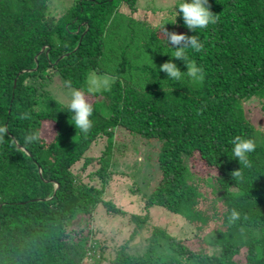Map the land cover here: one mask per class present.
Masks as SVG:
<instances>
[{
	"label": "trees",
	"instance_id": "obj_1",
	"mask_svg": "<svg viewBox=\"0 0 264 264\" xmlns=\"http://www.w3.org/2000/svg\"><path fill=\"white\" fill-rule=\"evenodd\" d=\"M64 1L0 0V125L7 129L0 137V264H82L87 257L97 264H264V131L244 103L257 100L264 119V0H208L217 21L197 31L202 49L188 52L203 79L177 83L158 71L170 59L162 53L165 30L195 35L180 15L161 29L177 0L155 26L132 15L138 0ZM137 31L147 42L137 43ZM92 71L114 80L89 91ZM56 72L93 106L86 133L48 88ZM46 122L55 126L50 137ZM121 130L130 136L115 144ZM32 132L38 138L26 141ZM237 135L256 144L247 166L230 158ZM101 138L102 152L90 153ZM129 138L158 141L155 183L144 193L145 214L131 215L129 237L103 240L98 251L82 222L98 206L124 212L104 196L116 151ZM195 157L208 165L206 175L191 168ZM151 206L179 214L191 229L181 235L152 222ZM76 220L82 225L71 227ZM189 237L201 248H190Z\"/></svg>",
	"mask_w": 264,
	"mask_h": 264
},
{
	"label": "rangeland",
	"instance_id": "obj_2",
	"mask_svg": "<svg viewBox=\"0 0 264 264\" xmlns=\"http://www.w3.org/2000/svg\"><path fill=\"white\" fill-rule=\"evenodd\" d=\"M70 1V0H69ZM69 1H64L63 7H66ZM176 0H138V8L132 12V15L137 20L143 19L148 21L155 26L161 23L163 17L167 15L166 8L173 6ZM121 10L129 12L127 4H122ZM155 10V11H154ZM140 27L137 28V30ZM139 31H137V34ZM139 40L137 43L147 42L148 37L145 32L138 34ZM96 76L97 78L107 77L109 84L113 82V75L107 72L92 71L89 73L90 76ZM87 78V81L89 79ZM48 82V88L59 100L66 102L67 93L70 90L69 86L65 85V81L60 73L56 72L52 79ZM100 87L99 89H102ZM93 89V90H99ZM245 111L250 116L253 122L264 131V119L261 109V105L255 99H249L244 102ZM43 135L46 137L52 136L55 126L53 123L43 124ZM130 136L129 133L124 131L117 132L114 137L115 144H120L122 141L127 140ZM130 139V138H129ZM138 139V138H137ZM105 138L99 139L98 143L90 151L92 154H100L104 149ZM130 144H126L127 147L123 148L122 151H116L114 162L111 168L116 170L115 180L107 186L105 193V199H113V202L121 207L123 213H108L105 208L98 206L94 212V216L90 222H82L87 230L90 229V233L93 234L94 244L99 251L100 244L105 240L108 244L120 243L129 237L132 228L135 223L131 218L132 214H145L146 209V197L144 193H149L155 183L157 175V163L155 157L158 152V141L156 139L150 140H139L135 141L134 138L130 139ZM134 143V144H133ZM151 154L150 162L144 163V155ZM189 163L191 168L201 175L208 173V165L199 157L190 159ZM97 164L91 166V169H95ZM100 182V180H99ZM148 217L152 222H159L162 226L166 225L171 232L178 231L181 235H184L187 229H191L187 223L183 222L179 214L172 213L170 210L160 208V206H151L148 211ZM179 215V216H178ZM178 216V217H177ZM180 217V218H179ZM183 218V217H182ZM80 220H76L71 223V227L79 228ZM183 237V236H180ZM186 244L194 250L201 248L198 242L194 239L187 238ZM82 264H97L92 257H87L83 260ZM102 264V263H100Z\"/></svg>",
	"mask_w": 264,
	"mask_h": 264
},
{
	"label": "clouds",
	"instance_id": "obj_3",
	"mask_svg": "<svg viewBox=\"0 0 264 264\" xmlns=\"http://www.w3.org/2000/svg\"><path fill=\"white\" fill-rule=\"evenodd\" d=\"M177 15H180L184 25L195 32V35H186L183 32L177 33L175 31H164V43L168 45V49L162 53L169 55L170 59L161 63L158 66L159 72L166 74V80L171 82H181L186 76L192 81H201L203 79V71L200 67L192 65L188 62V52H199L203 44L198 39L196 33L198 30L207 28L210 24H214L217 21V16L210 10L208 0H177L175 4V17L173 20L165 21L161 25V29L167 22H176ZM176 58L182 60L186 66L185 70H181L180 67L174 62ZM70 82L65 81V85L68 86ZM109 79L107 77L97 78L96 76H90L88 79L89 91L93 89H99L100 87L107 88ZM66 102L63 100L57 101L61 104L60 110H65L69 114V122L75 126L81 133H86L91 125V116L93 113L92 104L86 99L84 93L76 88H70L67 93ZM7 129L5 126L0 125V137L6 135ZM38 138L37 133L32 132L25 136L26 141H33ZM231 145V157L236 158L239 164L247 166L248 154L253 152L256 148L255 142L246 137L239 135L234 136L229 141ZM235 175V172H232ZM238 218L236 210L230 211L229 219L234 221Z\"/></svg>",
	"mask_w": 264,
	"mask_h": 264
}]
</instances>
